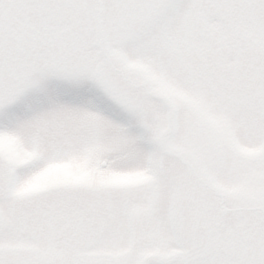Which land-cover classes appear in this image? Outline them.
<instances>
[{"label": "snow or ice", "instance_id": "snow-or-ice-1", "mask_svg": "<svg viewBox=\"0 0 264 264\" xmlns=\"http://www.w3.org/2000/svg\"><path fill=\"white\" fill-rule=\"evenodd\" d=\"M0 135V264H264V0H0Z\"/></svg>", "mask_w": 264, "mask_h": 264}, {"label": "rangeland", "instance_id": "rangeland-1", "mask_svg": "<svg viewBox=\"0 0 264 264\" xmlns=\"http://www.w3.org/2000/svg\"><path fill=\"white\" fill-rule=\"evenodd\" d=\"M132 72L143 74L146 78L152 79L157 82L158 91H168L167 86L163 81L151 74L149 68L142 63H132L128 65ZM0 152L7 153L14 158L23 159L26 155L21 149L19 138L13 135H0ZM87 160H74L57 165L51 169L50 172L42 177L31 187H40L46 184L53 177H67L81 172L86 176H91L96 169L87 168ZM103 182L115 185H138L148 182L151 177L147 176L144 172H128V173H101Z\"/></svg>", "mask_w": 264, "mask_h": 264}]
</instances>
